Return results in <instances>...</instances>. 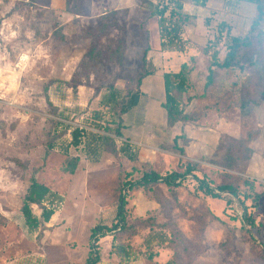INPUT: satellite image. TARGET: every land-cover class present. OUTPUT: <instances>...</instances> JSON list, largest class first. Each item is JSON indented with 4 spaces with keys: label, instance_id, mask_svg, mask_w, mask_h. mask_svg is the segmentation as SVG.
Instances as JSON below:
<instances>
[{
    "label": "rangeland",
    "instance_id": "obj_1",
    "mask_svg": "<svg viewBox=\"0 0 264 264\" xmlns=\"http://www.w3.org/2000/svg\"><path fill=\"white\" fill-rule=\"evenodd\" d=\"M49 1L0 0V264H84L90 228L98 222H112L125 176L132 170L137 173L131 179L148 170L164 174L179 169V163L186 160L198 162L213 185L223 183L227 179L224 174L255 182L260 202L253 211L256 227L252 232L260 244L251 243L239 223L222 213L226 209L230 216L240 215L238 206L232 210L225 207L223 200L197 193L195 182L187 179L174 191L161 184L127 191L131 221L136 217L148 218L153 220L152 226L166 225V231L173 232L166 244L147 245L144 238L149 227L139 228L137 236L130 239L134 257L139 264L173 263L174 257L179 258L176 264H260L258 253L260 248L264 249V122L257 107H253L255 114L240 115L234 86L231 96L224 95L218 84L237 81L239 74L220 72L219 88L213 91L216 95L206 94L202 98L199 95L204 91V69L200 70V64L193 74L191 89L183 97L192 98L186 105L188 112L197 114L205 108V113L197 124L187 123L183 127L181 123L168 127L166 115V127L161 123L157 114L166 112L158 105L161 87L154 83L146 89L151 97L146 113L148 119L156 120L154 129L151 128L156 138L151 135L150 141L157 142L153 146L162 152L150 145L136 144L139 158L135 162L104 151L92 155L96 160L92 161L81 150L69 147V155L80 158L76 171L70 174L65 171L67 155L63 152L69 134L59 138L61 145L53 150L46 148V134L52 121L57 120L53 109L67 118L66 123L82 125L93 110L101 108L99 100L106 86L134 90L143 71V56L157 47L158 33L156 18L142 0H133V7L118 10L113 7L114 0H107L108 5L104 0L97 3L89 16L68 23H62L64 19L43 7ZM112 12L116 13L115 19L112 18L106 32H91L102 58L91 66L87 77L81 75L73 88V74L94 43L84 30L94 27L100 16ZM115 24L123 30H117ZM55 30L59 31L52 36ZM122 36L125 45L121 52H116L112 41ZM197 46L201 47L190 41L188 48L200 52ZM191 58L190 63L196 68L197 60ZM152 64L156 69L151 76L161 75V65ZM181 130L187 137L179 141L184 156L170 144L172 136ZM32 178L63 197L40 235L27 231L20 213ZM239 186L243 189L241 183ZM32 209L35 214L40 213L37 206ZM109 244L107 239L98 246L101 262L116 264Z\"/></svg>",
    "mask_w": 264,
    "mask_h": 264
},
{
    "label": "trees",
    "instance_id": "obj_2",
    "mask_svg": "<svg viewBox=\"0 0 264 264\" xmlns=\"http://www.w3.org/2000/svg\"><path fill=\"white\" fill-rule=\"evenodd\" d=\"M98 0H64L65 12L71 15L81 16L90 15V5L87 2ZM208 0H142V4L149 11L150 15L156 18L158 33L156 51H178L184 52L190 44V40L184 35V27L195 23L196 16L184 10L186 4L197 7H206ZM234 2H246L255 6L256 14L251 20L245 35H235L233 28L225 23L218 22L213 26V36L205 46H197V49L205 55L206 67L201 73L204 76V91L199 97L205 98L207 94L211 97L216 88H219L220 72L232 71L239 74V80L218 83L224 91V95L232 96V85L236 90L237 111L240 115L248 117L252 113L253 107H258L264 98V0H232ZM85 3V4H84ZM115 12L106 13L99 17L94 27H88L87 35L94 40L92 46L85 51L78 68L73 74L72 87L79 84L81 75L88 76L91 66L102 58V51L95 49V34L106 32L110 27L112 18L115 19ZM211 17H205V24L210 26ZM118 30L122 28L115 24ZM98 28V29H97ZM123 30V28H122ZM59 30H55L52 36L57 35ZM115 51L123 49L125 38L122 36L115 41ZM223 47V55L221 49ZM149 48L146 49L148 51ZM145 52L142 59V73L139 75L134 90L124 91L113 84L106 86L105 92L100 96V109L93 110L86 119V123L71 124L66 123L67 118L63 117L57 108L53 109L57 113V120H53L46 134V148L51 151L56 146L61 145L57 142L65 134H69L68 144L64 146V154L67 155L65 171L73 174L80 162L79 156H71L68 153L69 147L81 150L86 157L96 161L93 156L101 152H110L123 155L127 160L137 161L139 158V148L132 144L122 135L123 116L132 110L139 102L141 96H145L140 89L141 81L144 77L155 73V67L147 59ZM193 59L182 63L177 72L168 71L163 73L165 99L162 107L166 112L167 126L172 127L181 123L182 127L187 123H196L198 118L205 113L202 108L197 114L188 112L186 105L191 101V97L184 98L191 89V80L195 73V68L191 65ZM150 66V69H148ZM199 74V73H198ZM232 83V84H231ZM230 84V85H229ZM181 139H187L183 130L174 134L170 144L181 156H184V148L179 144ZM120 143L119 145L117 143ZM93 155V156H92ZM94 158V159H93ZM97 158V157H96ZM179 169L160 174L154 170L143 171L138 177L131 179L137 170H132L125 177V181L117 196L116 212L110 224L98 222L90 228L89 250L84 264H98L102 258L100 256V240L106 237L110 239L109 253H111L116 264H127L135 256L133 245L130 239L137 236L138 229L148 226L144 241L147 245L152 243L166 244L171 240V233L164 228L152 226L153 220L148 218L136 217L133 221L127 212V191L136 188L150 189L154 184L164 185L168 190L174 191L182 183L191 179L195 182V190L203 196L223 200L226 208L234 209L238 206L240 215H228L226 209L223 214L233 221L238 222L240 229L249 238L250 242L258 245L260 242L255 238L252 228L256 227V218L253 211L258 207L260 194L256 192L255 182L246 178H232L224 174L227 178L223 183L213 185L212 181L201 170V166L196 161L186 160L180 162ZM242 184L243 189L239 186ZM224 194H227L224 196ZM63 197L53 191L49 186L32 178L24 194L20 213L24 220V225L28 232L37 233L50 222L56 213L58 206L62 203ZM32 206H37L40 213L33 212ZM220 221L219 216L215 215ZM158 228V229H157ZM170 233V236L169 234ZM258 261L264 264V249L260 248ZM179 258L173 259V263L167 261L166 264H176Z\"/></svg>",
    "mask_w": 264,
    "mask_h": 264
},
{
    "label": "crops",
    "instance_id": "obj_3",
    "mask_svg": "<svg viewBox=\"0 0 264 264\" xmlns=\"http://www.w3.org/2000/svg\"><path fill=\"white\" fill-rule=\"evenodd\" d=\"M103 1L104 0L91 1V2L88 1L87 2L88 4H86L85 6L90 5V10H92L97 5V3L99 2L103 3ZM132 1L133 0H114L113 7L114 9L117 10L128 9L133 7L134 4ZM151 1L156 2V0H151ZM105 4L108 5L107 0ZM43 7L45 9L50 10V12H52L53 14H57L59 18L64 19L62 23H68L69 21L74 20L76 17H78L76 15H71L65 12L64 0H50L48 5ZM184 10L196 16V20L194 24L186 25L184 27V35L191 42H195L200 46H205L206 43H208V40L212 38L214 33L213 26L218 22H225L229 24L233 28V32L235 35H242V36L245 35L249 28L251 20L256 14V9L253 4L246 2L237 3L232 0H208L205 8L197 7L192 4H186ZM207 16L211 17L210 26H207L205 24V17ZM211 33L212 35L210 36ZM147 56L152 63L158 64V66L161 65L160 66V68L162 69V71H160L161 75L159 76L148 75V77H146L143 80L141 91L146 95L141 96L138 104L123 116L124 127L122 129V135L124 138L128 139L131 143L141 144V146L150 145V147L152 146L157 151L162 152V150L156 148V145L153 146V144H157V142L152 143L150 141L152 139L151 135L155 137L154 131L151 130V128H153V123L156 122V120L148 119L147 117L146 112H149L148 98L151 97L150 95H148L146 89L151 88V86L153 87L154 83L160 85L161 96L158 105L160 109H163L162 103L164 102L165 99L163 73L168 71L177 72L181 64L186 62L190 57H195V59L197 60L196 63H198V65L195 69L197 68L200 69V64H202V68L200 70H203L205 69L206 57L202 53L195 52L191 48H188V50L184 52L156 51L152 48L148 51ZM156 107L158 108L157 105ZM257 108L259 109L258 110L260 116L259 118L264 122V98L261 104ZM255 113L256 110L252 108L251 115ZM157 115L159 116V118L161 117V123H163L164 127H166V117H165L166 113L163 114V112H161ZM146 126H148L147 128L149 129L145 128ZM107 239H109V237L101 239L100 242L101 243L106 242ZM98 264H106V263H102L100 261ZM127 264H139L138 258L133 257L130 260V262H128Z\"/></svg>",
    "mask_w": 264,
    "mask_h": 264
}]
</instances>
